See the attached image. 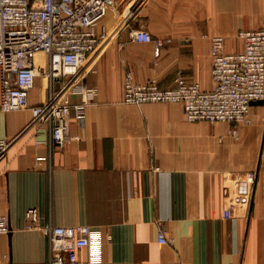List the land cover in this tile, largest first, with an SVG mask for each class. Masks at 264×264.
<instances>
[{
  "label": "crops",
  "instance_id": "0c3cea01",
  "mask_svg": "<svg viewBox=\"0 0 264 264\" xmlns=\"http://www.w3.org/2000/svg\"><path fill=\"white\" fill-rule=\"evenodd\" d=\"M256 28H264V0H115L88 59L97 96L82 118L69 117L79 140L51 151L47 127L32 126L29 110L0 111V141H8L0 213L11 228L0 234V264H47L44 236L25 229L31 207L40 224L98 232L96 264H264V101L251 103L236 138L223 122H187L179 103L122 101L127 71L136 83L167 89L179 73L211 90L210 37L238 52L237 32ZM136 30L162 41L157 58L151 43L132 39ZM45 94L36 77L30 105ZM159 227L171 242L158 243ZM81 259L75 264H89Z\"/></svg>",
  "mask_w": 264,
  "mask_h": 264
},
{
  "label": "built area",
  "instance_id": "2783aa9c",
  "mask_svg": "<svg viewBox=\"0 0 264 264\" xmlns=\"http://www.w3.org/2000/svg\"><path fill=\"white\" fill-rule=\"evenodd\" d=\"M114 6L115 0H0V111L29 110L32 126L47 127L51 151L79 140L69 132V117L82 118L84 107L97 96L98 89L86 83L87 74L95 73L88 59L105 38L97 26ZM131 36L135 42L151 43L154 57L159 56L161 40L144 30L133 31ZM236 36L242 42L238 52L225 51L224 37H210L211 90L185 81L179 73L174 86L167 89L155 80L136 83L127 71L122 101L133 105L179 103L187 122H223L236 138L239 125L250 123L251 103L264 101V28L239 30ZM37 54L44 56L43 66L35 64ZM36 77L44 79L46 94L41 103L30 105L28 92ZM72 96L78 101H72ZM7 147L8 141L1 140L0 158ZM24 218L25 229L44 236L47 264H75L84 253L87 263L101 262L99 234L89 226L40 224L35 207L26 209ZM10 231L8 216L0 213V234ZM157 241L171 242L161 227Z\"/></svg>",
  "mask_w": 264,
  "mask_h": 264
}]
</instances>
